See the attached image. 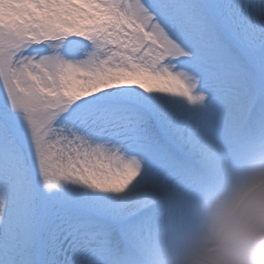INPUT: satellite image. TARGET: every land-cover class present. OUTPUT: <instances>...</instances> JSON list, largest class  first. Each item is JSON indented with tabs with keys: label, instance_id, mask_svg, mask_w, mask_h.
I'll return each instance as SVG.
<instances>
[{
	"label": "snow or ice",
	"instance_id": "snow-or-ice-1",
	"mask_svg": "<svg viewBox=\"0 0 264 264\" xmlns=\"http://www.w3.org/2000/svg\"><path fill=\"white\" fill-rule=\"evenodd\" d=\"M264 240V0H0V264H220Z\"/></svg>",
	"mask_w": 264,
	"mask_h": 264
},
{
	"label": "clouds",
	"instance_id": "clouds-1",
	"mask_svg": "<svg viewBox=\"0 0 264 264\" xmlns=\"http://www.w3.org/2000/svg\"><path fill=\"white\" fill-rule=\"evenodd\" d=\"M215 208L208 210L209 225L204 229L202 241L211 254L222 257L220 264H264V240L251 241L240 229L225 233L211 225Z\"/></svg>",
	"mask_w": 264,
	"mask_h": 264
}]
</instances>
